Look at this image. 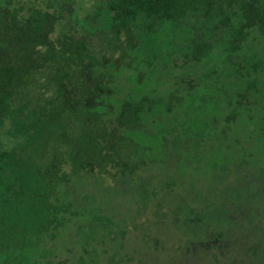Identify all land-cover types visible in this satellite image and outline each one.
Masks as SVG:
<instances>
[{"label":"trees","instance_id":"1","mask_svg":"<svg viewBox=\"0 0 264 264\" xmlns=\"http://www.w3.org/2000/svg\"><path fill=\"white\" fill-rule=\"evenodd\" d=\"M96 1L93 12L86 10V21L73 19L69 15L68 7L76 4V0H35L28 15L20 12L21 0H18V10L14 13L9 7L10 4H6L9 10L4 12V6L0 2L4 33L12 32L15 17L21 21L16 50L17 59L19 58L21 64L7 61L6 55L10 50L7 51V48L0 45V103L14 100L22 101V104L26 105L36 101L45 103L44 115L54 120L58 139L62 143L58 154L55 155L54 164L51 162L48 169L43 171L44 177L45 173L47 178L50 177L47 187H43L42 191L34 187L35 192L29 197L31 202L24 199L22 188L27 187L28 183L18 181L19 187L16 177L12 176L15 174L14 170L23 165L18 160L12 162V155L0 146V174L3 176L2 179L0 176V208L5 209L7 213L20 202L22 213L26 217L31 216V225L27 232L31 239H34L35 230L40 228L36 226L35 221L43 224L42 232L47 228L56 236L57 232L63 233L76 216L72 202L66 197L63 199V193L59 195L57 186L61 182L69 191L70 183L76 184L89 178L96 170L99 175L110 173L112 168L118 169L121 178L119 181L123 182L126 176L137 175L135 163L139 161L143 150L154 155L151 161H157L158 154L155 151L160 144H167L168 136L176 131L177 123L193 119L199 135L206 134L209 137L217 131L214 125L220 123V117L225 115L227 108L230 111L226 114V120L238 117L243 112L253 118L255 110H258L255 106L256 99L251 101L250 96L252 89L261 91L257 81H260L259 69L264 66V58H256L251 62L252 69H249L247 59L241 57L238 52L244 47L247 28L251 29L254 24H258L264 33V0H246L242 1L243 3L240 0L228 1L223 9L220 8L218 0ZM235 3L237 5H234ZM60 6L63 11H59ZM187 13L193 16L195 22L187 28L189 34L184 36L183 44L180 43L186 49L183 50L182 47L161 38L169 46L164 50L157 49L144 59L139 50L142 49L143 37H138L135 27L140 26L146 35H154L160 31L166 20L183 17ZM196 15L202 22L196 19ZM233 18H236V26L231 22ZM181 34L182 32L179 35ZM6 35L8 37V34L0 35L1 42H5L3 38ZM223 36L227 38V42L221 41ZM159 45L163 46L161 42ZM178 59H183L182 65L178 63ZM197 63H204L202 70L197 69L201 75H195L192 71V66ZM179 65L182 66L183 72L177 73L175 84L167 87V81L157 72H163V67H168L165 76L169 78L172 76L171 68ZM230 65L232 70L229 76L235 77L233 74H238L236 81L242 77H250L242 89L232 88L226 80L227 73L220 69L231 67ZM125 70H128L126 72L134 88L129 95L120 97L117 95V86ZM219 84H222V87ZM223 94L226 101L221 103L219 97ZM210 97L215 99L210 101ZM199 98L207 99L200 101H205L210 108L217 106L219 116L214 115V120H206L202 114L205 109L199 103ZM193 101H196L195 107L190 106ZM173 110H185L186 113L180 120L166 124L162 115ZM36 111L34 110V113ZM159 113L160 119L157 118ZM50 122L48 120V123ZM2 125L0 120V129ZM47 129L53 132V124L50 123ZM138 136L142 138L141 142L137 141ZM161 148L167 146L162 145ZM62 163L70 164L71 170H62ZM10 175L13 181L10 178V181L6 182L4 178ZM33 178L34 182L38 180L35 174ZM114 180L118 181L116 177ZM130 180L129 183L139 186L144 199L151 194H159L158 186H150L147 179L141 181L140 185L138 177ZM175 183L179 181L174 179L172 184ZM242 187L236 186L232 190L228 188V195L236 196L242 192ZM243 189L249 193V187ZM95 199L94 194L87 195V201L90 200L89 203L96 204V207H83L90 215V222L86 225L88 229L85 230L86 239L89 240H94L99 230L97 221H106L104 228H108L107 223L111 221L109 216L102 215L101 205L105 203L100 205V202L103 200L98 202ZM36 212L40 213V219L33 218ZM203 213L201 217L206 222L213 216L214 210L206 209ZM194 223V220L187 223L193 228L190 239L196 238L195 242L205 243V238L200 240L197 237L200 232L194 237ZM8 229L6 232L0 230V264H40L41 258H46L52 251L55 253V247L51 248V252L45 249L40 253L34 249L18 248L26 245L20 238H10L13 232L11 228ZM126 232L124 229L118 230L121 235ZM214 236L213 241L218 242L219 239ZM34 244L30 246L35 247ZM85 250L88 252V249ZM98 254V249L94 247L88 254L90 261L81 256L80 263H97L99 259L95 257ZM10 258H14V263L9 261ZM51 262L47 259L44 264H52ZM55 264L60 262L56 261Z\"/></svg>","mask_w":264,"mask_h":264},{"label":"rangeland","instance_id":"2","mask_svg":"<svg viewBox=\"0 0 264 264\" xmlns=\"http://www.w3.org/2000/svg\"><path fill=\"white\" fill-rule=\"evenodd\" d=\"M228 1L233 0H218L220 8L223 9ZM242 1L246 0H240ZM0 2L5 8L2 7L4 12L9 10L6 4H10L12 13L18 10V0H0ZM34 2L35 0H21L20 12L28 15L29 8ZM76 2L68 7L70 17L86 21V10L93 12L97 1L76 0ZM45 9H47L46 5ZM60 10L64 9L60 6ZM189 13L183 17L166 20L160 31L154 35H146L139 28L140 26H133L138 37L139 35L143 37L142 49H139L142 57L145 59V56H151L157 49L167 48L169 45L167 46L162 39L185 50L186 48L180 43L184 42L186 35L189 34L187 28L195 22ZM1 17H3L2 13H0V35L8 34V37L6 35L3 38L5 42L0 41V45L7 48V51L10 50L6 60L20 65L16 50H18L17 33L21 21L16 20L15 17L12 32L4 33ZM195 17L200 20L197 15ZM231 22L237 25L236 18ZM250 28H247L244 47L238 53L247 59V68L252 69L251 62L259 57L264 58V33L258 24ZM221 41L227 42V38L223 36ZM159 42L163 44L162 47ZM177 61L180 65L183 64V59ZM180 65L171 68L172 76L169 78L165 76L168 67L167 69L163 67V72H157L162 75L164 81H167V87L173 86L177 80V73L183 72ZM160 68L162 69L161 66ZM203 68L204 63H197L192 66V71L195 75H201L197 69ZM220 69L227 73L226 80L232 88L242 89L250 80V77H242L236 81L238 76L236 73L233 74L235 77L229 76L232 66ZM126 71L128 72L125 70V74L121 75L118 81L117 95L120 97L129 95L134 88ZM259 74L260 81H257V85L261 87V91L259 90V93L252 89L250 96L251 101L256 99L255 106L258 107L253 118H249L247 112H243L238 117L226 120V114L230 111L227 108L225 115L220 117V123L214 125L217 131L209 137L206 134L199 135L193 119L177 123L176 131L168 136L167 144L166 142L160 144L155 151L158 154L157 161H151L154 155L143 150L139 161L135 163L137 168L139 167L135 170L137 175L126 176L123 182L119 181L121 178L117 168H112L110 173L104 175H99L96 170L89 178L82 179L76 184L70 183L69 191L61 182L57 186L59 195L63 193L62 198L66 197L70 200L73 210L77 212L63 233L60 231L54 236L47 228L42 232L43 224L35 221L36 226L40 228L35 230L34 239H31L27 234L31 225L29 222L31 216L26 217L22 213L20 202L7 213L5 209L0 208V230L6 232L11 228L13 234L10 238H20L23 244L28 246L18 248L34 249L40 253L45 249L51 252V248L55 247V253L52 251L46 258H41L40 264L46 263L47 259L52 261V264L56 261L60 264H81V256L89 260V251L94 247L99 251L95 257L99 262H90L91 264H264V66L259 69ZM31 77L30 74L29 79ZM219 85L222 87V84ZM213 87L218 88L217 85ZM35 90L37 92V89ZM29 93L32 95L31 92ZM224 98V94L219 97L221 103L226 101ZM214 99L210 97L208 100ZM200 100L207 99L199 98V103L205 109L202 114L206 120L211 121L214 120L212 118L215 117L214 115L219 116L217 106L210 108L205 101ZM195 102H191L190 106L195 107ZM22 103L19 100L0 103V120L3 123L0 129V146L12 155V162L18 160L23 165L20 169L14 170L15 174L12 176L16 177L18 185V181L28 183L27 187L22 188L24 199L31 202L29 197L35 192L34 187L39 191L47 187L50 177L47 178L46 173L44 177L43 171L55 161V155L58 154L62 143L58 139L54 120L44 115L46 104L39 101L28 105ZM34 110L37 111L34 113ZM184 113L185 110L167 111L162 118L166 124H170L183 118ZM157 118L160 119V113ZM48 120L53 124V132L47 129L50 124ZM153 128L157 129L156 126ZM185 132L187 135H184ZM141 139L137 137L138 142H141ZM162 145L167 148H161ZM60 166L62 170H71L70 164L62 163ZM34 174L38 178L36 182H34ZM0 176L2 179L3 176L1 174ZM12 176L4 179L9 182ZM115 177L118 179L117 182L114 180ZM134 177H138L139 185L146 179L150 186L157 185L159 194H151L144 199L139 186L129 183ZM174 179L179 183L173 185ZM236 186L249 187V193H246L247 191L242 187V192L236 196L231 194L229 196L227 189L232 190ZM90 194H94L98 202L103 200L100 202V205L105 203L101 205L102 215L111 219L110 223H107L108 228L103 226L106 221L96 222L99 230L94 240L86 239L87 232H85L88 229L86 225L90 222V215L83 207L85 205L86 209L96 207V204L91 205L90 200L87 201V195ZM206 209L214 210V214L204 222L201 216ZM33 218L40 219V213H34ZM190 220L195 222L192 224L196 228L194 237L200 232L197 237L200 240L205 238V243L210 242L208 245L195 242L196 238L190 239L193 233V228L187 225ZM119 229L127 230L126 234H119ZM109 230L112 232L108 233ZM214 235L219 239L218 242L213 241ZM30 244H34L35 247ZM56 255H58L57 260ZM9 261L14 263L15 260L10 258Z\"/></svg>","mask_w":264,"mask_h":264}]
</instances>
